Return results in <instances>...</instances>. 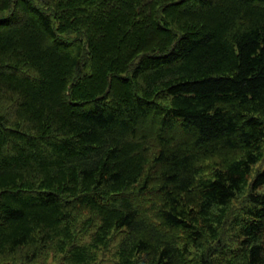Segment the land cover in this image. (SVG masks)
<instances>
[{
	"label": "trees",
	"instance_id": "16d2710c",
	"mask_svg": "<svg viewBox=\"0 0 264 264\" xmlns=\"http://www.w3.org/2000/svg\"><path fill=\"white\" fill-rule=\"evenodd\" d=\"M263 156L264 0H0V264H264Z\"/></svg>",
	"mask_w": 264,
	"mask_h": 264
},
{
	"label": "rangeland",
	"instance_id": "374dc122",
	"mask_svg": "<svg viewBox=\"0 0 264 264\" xmlns=\"http://www.w3.org/2000/svg\"><path fill=\"white\" fill-rule=\"evenodd\" d=\"M263 168H264V156H263V158L258 163H256L253 166L252 171H251L250 175L248 176V185L251 182V180L253 179V177L255 176L256 172L258 170L263 169ZM248 185H247L245 191L248 189ZM258 192L264 193V184L258 189ZM244 196H245V192L237 195V197L234 198L231 201V207L232 208L239 207L242 204V202L244 201ZM100 259H104L100 264H111V261H110L111 255H110L109 252L106 253L104 256L102 255L100 257ZM38 264H56V261L55 260L48 259L47 261H45V260L39 261ZM96 264H99V263H96Z\"/></svg>",
	"mask_w": 264,
	"mask_h": 264
}]
</instances>
